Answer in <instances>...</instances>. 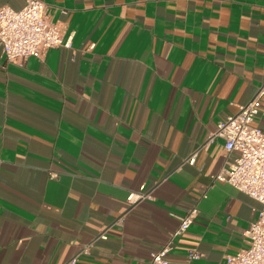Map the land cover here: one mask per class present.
<instances>
[{
	"label": "crops",
	"instance_id": "obj_1",
	"mask_svg": "<svg viewBox=\"0 0 264 264\" xmlns=\"http://www.w3.org/2000/svg\"><path fill=\"white\" fill-rule=\"evenodd\" d=\"M40 1L68 47L0 48V264H63L106 229L78 264H149L191 208L168 264L246 248L261 206L213 180L231 156L209 136L264 84V0Z\"/></svg>",
	"mask_w": 264,
	"mask_h": 264
},
{
	"label": "built area",
	"instance_id": "obj_2",
	"mask_svg": "<svg viewBox=\"0 0 264 264\" xmlns=\"http://www.w3.org/2000/svg\"><path fill=\"white\" fill-rule=\"evenodd\" d=\"M23 1L19 10L0 7V48L6 63L17 64L28 57H41L50 49L68 47L63 42L61 28L49 21L46 5L40 0ZM261 97H264V84L253 99L239 107L236 114L227 115L219 121L209 136V141L222 139L226 156H231L226 161L227 167L217 173L213 180L228 184L261 206L256 220L244 232L248 246L234 255L226 256L224 264H264V131L253 125L261 107ZM193 158L188 164H193ZM148 199H151L150 193L144 187L130 192L126 197L127 211ZM198 213L196 208H191L179 219L177 229L170 234L162 249L150 253L149 264H168L167 257L175 239L189 229ZM121 221L122 218L117 223ZM107 231L82 246L63 264H78L80 259L89 255L95 241L107 239ZM198 258L197 251L190 249L186 264H192Z\"/></svg>",
	"mask_w": 264,
	"mask_h": 264
}]
</instances>
